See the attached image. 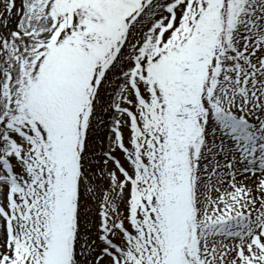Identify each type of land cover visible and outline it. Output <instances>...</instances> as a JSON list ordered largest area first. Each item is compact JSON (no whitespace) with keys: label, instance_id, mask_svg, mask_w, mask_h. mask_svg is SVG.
I'll return each mask as SVG.
<instances>
[{"label":"snow or ice","instance_id":"obj_1","mask_svg":"<svg viewBox=\"0 0 264 264\" xmlns=\"http://www.w3.org/2000/svg\"><path fill=\"white\" fill-rule=\"evenodd\" d=\"M0 264H264V0H0Z\"/></svg>","mask_w":264,"mask_h":264}]
</instances>
